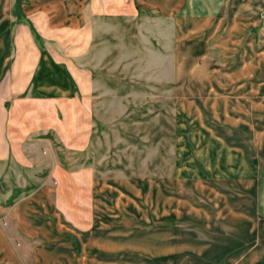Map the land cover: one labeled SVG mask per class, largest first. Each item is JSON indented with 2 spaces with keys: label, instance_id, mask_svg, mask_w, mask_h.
<instances>
[{
  "label": "rangeland",
  "instance_id": "obj_1",
  "mask_svg": "<svg viewBox=\"0 0 264 264\" xmlns=\"http://www.w3.org/2000/svg\"><path fill=\"white\" fill-rule=\"evenodd\" d=\"M143 1L81 38L79 125L27 135L46 145L0 166L9 199L49 186L59 238L91 225L111 264H264V0Z\"/></svg>",
  "mask_w": 264,
  "mask_h": 264
},
{
  "label": "crops",
  "instance_id": "obj_2",
  "mask_svg": "<svg viewBox=\"0 0 264 264\" xmlns=\"http://www.w3.org/2000/svg\"><path fill=\"white\" fill-rule=\"evenodd\" d=\"M143 3V0H0V84L7 89L0 95V102L13 101L9 110L0 108V166L9 158L27 163L31 159L28 151L46 145L42 141H27V135L64 132L58 112L71 116L75 131L82 93L90 79L89 71L77 61L82 53L80 42L106 29L113 17H136L137 6ZM244 26L239 24L237 28ZM67 34L76 45L70 61L62 51L63 36ZM250 64L248 61V73ZM258 75L264 76L262 71ZM202 116L211 118L210 109L202 110ZM9 182L0 173V264H111L109 248L106 250L105 243L99 244L101 239L92 235L95 231L91 225L86 240L82 241L80 234L74 232L72 247L59 238L64 213L56 206L50 208L49 186L10 201L13 187ZM86 213L90 217V211ZM72 223L80 229L76 221ZM235 244L222 246L227 259L235 255L233 251L238 249ZM173 251L172 256L167 253L169 259L174 258Z\"/></svg>",
  "mask_w": 264,
  "mask_h": 264
}]
</instances>
